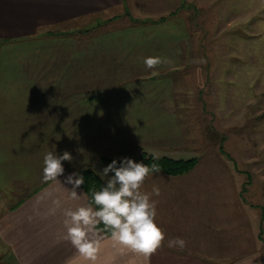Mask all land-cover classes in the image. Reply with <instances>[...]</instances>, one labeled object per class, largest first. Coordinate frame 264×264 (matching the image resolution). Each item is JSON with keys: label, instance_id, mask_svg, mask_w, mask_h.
<instances>
[{"label": "crops", "instance_id": "0c3cea01", "mask_svg": "<svg viewBox=\"0 0 264 264\" xmlns=\"http://www.w3.org/2000/svg\"><path fill=\"white\" fill-rule=\"evenodd\" d=\"M189 1L0 0V264H81L64 239L63 213L90 202L82 186L80 198H71L68 175L92 168L101 177L103 158L143 150L177 159L191 154L174 78L196 60L180 15ZM102 15L111 22L73 26ZM150 56L167 62L147 69L142 60ZM48 151L73 157L62 162L60 182L43 179ZM197 167L183 176L150 173L142 186L146 193L160 189L151 199L166 233L161 249L146 260L97 229L95 264L227 260L224 245L239 229L225 224V210L235 200L226 195L228 181L203 177ZM237 200L239 207V192ZM175 237L186 241L183 249L168 248ZM234 245L240 248L239 239Z\"/></svg>", "mask_w": 264, "mask_h": 264}, {"label": "rangeland", "instance_id": "374dc122", "mask_svg": "<svg viewBox=\"0 0 264 264\" xmlns=\"http://www.w3.org/2000/svg\"><path fill=\"white\" fill-rule=\"evenodd\" d=\"M183 7L196 52L195 63L174 76L191 153L183 159L198 158L196 172L228 181L226 195L235 200L225 224L235 223L239 234L224 245L229 258L217 263L243 264L240 257L264 264V0H190ZM110 22L102 15L73 26Z\"/></svg>", "mask_w": 264, "mask_h": 264}, {"label": "clouds", "instance_id": "9594fccd", "mask_svg": "<svg viewBox=\"0 0 264 264\" xmlns=\"http://www.w3.org/2000/svg\"><path fill=\"white\" fill-rule=\"evenodd\" d=\"M166 62L167 58L160 56L142 60L143 65L150 70L157 69ZM153 159L158 160L159 157L154 156ZM72 160L68 151L59 156L54 151H48L43 157V179L60 182L57 178L64 174L62 162ZM160 172L161 168L157 163L147 165L125 157L118 164L114 159L99 172L101 178H109L106 186L99 191H92V202L75 210L64 211L63 223L67 229L64 239L70 241L76 249L81 264H95L99 251V242L95 236L97 226L101 223L104 230L110 232V238L115 244L144 256L146 260L163 247L166 233L155 222L156 201L151 199L152 195L160 196V189L153 186L151 193L141 191L150 173ZM109 173L113 175L109 176ZM65 183L72 185L69 190L71 198L79 199L77 189L84 184L83 175L72 173L66 177ZM92 203L98 206V210L93 208ZM167 246L183 249L186 241L180 237L171 238L168 239Z\"/></svg>", "mask_w": 264, "mask_h": 264}, {"label": "trees", "instance_id": "16d2710c", "mask_svg": "<svg viewBox=\"0 0 264 264\" xmlns=\"http://www.w3.org/2000/svg\"><path fill=\"white\" fill-rule=\"evenodd\" d=\"M155 155L148 151H141L139 154L128 156L136 162H144L147 165L157 163L160 165L161 172L170 176H183L192 172L199 163L198 158L188 159H177L169 156H155L159 157L158 160H154ZM123 158L115 159L119 164ZM107 165L110 164L114 158H103L102 159ZM81 175L84 177V184L81 185L86 195L88 196L89 202H92V191H99L102 187L106 186V181L101 178L92 168L85 169ZM92 206L98 210V206L92 203ZM97 229L103 232L106 236H110V232H107L103 228V224L97 226Z\"/></svg>", "mask_w": 264, "mask_h": 264}]
</instances>
